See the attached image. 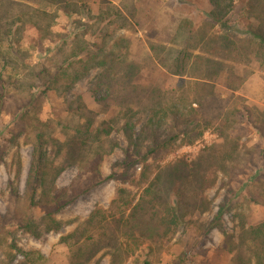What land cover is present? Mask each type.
Instances as JSON below:
<instances>
[{
    "label": "trees",
    "instance_id": "trees-1",
    "mask_svg": "<svg viewBox=\"0 0 264 264\" xmlns=\"http://www.w3.org/2000/svg\"><path fill=\"white\" fill-rule=\"evenodd\" d=\"M206 1L207 25L182 24L163 38L158 34L135 56L126 32L137 29L139 0H0V118H8L4 127L0 121V165L9 151L14 166L0 214V264H11L17 253L22 264H44L40 251L19 248L16 237L43 239L58 231L64 209L109 180L140 189L137 199L119 187L107 208L96 206L77 219L59 243L67 249L64 264H101L105 258L107 264H124L134 254L131 245L140 247L143 239L148 248L159 245L191 209L208 210L202 194L216 184L217 173L225 178V198L207 228L232 211L241 236L230 239L231 263L264 264V221L248 219L251 205H264V107L237 94L243 72L220 62L233 61L234 44L245 42L256 61L245 63L264 66V0H243L245 24L232 14L241 0ZM59 16L68 27L57 32ZM27 28L35 38L23 48ZM92 72L98 111L81 95H68ZM142 73L150 79L139 78ZM51 96L60 99L61 112L43 119ZM208 129L220 143L194 159L160 164ZM115 130L123 133L126 147L122 160L103 176L104 158L119 147ZM21 146L31 152L20 192ZM70 167L75 176L57 186Z\"/></svg>",
    "mask_w": 264,
    "mask_h": 264
},
{
    "label": "rangeland",
    "instance_id": "rangeland-1",
    "mask_svg": "<svg viewBox=\"0 0 264 264\" xmlns=\"http://www.w3.org/2000/svg\"><path fill=\"white\" fill-rule=\"evenodd\" d=\"M96 1V0H90ZM114 4H118L120 0H109ZM136 4V20H138L137 29L135 32H126L132 38L133 54L139 52L141 46H146L145 43L155 42V39L161 34L174 32L173 30L179 25L185 27L191 26L193 29L203 25L205 22L206 12L208 9L206 0H139ZM93 13L96 5H91ZM243 0L237 2L233 17L239 19V22L245 24L243 14ZM75 17V16H74ZM68 23L63 16H59L54 29L57 32L67 29ZM159 34V35H158ZM25 39L22 42V47H29L34 42V32L27 28L25 32ZM155 35V37H154ZM158 37V38H159ZM140 39V42H137ZM145 42V43H144ZM251 47L245 42H236L232 52L229 56L233 57L231 60H223L220 62H232L236 66V73L239 75L243 72V79L237 94L247 97L252 103L260 105L264 100V66L261 68H252L245 62H256L252 59ZM245 53H248L246 55ZM36 54L33 60H36ZM131 59V58H130ZM129 59V60H130ZM264 62V61H263ZM94 74L90 73L88 77L78 82L75 88L68 94L69 96L81 95L88 105L94 111H98L100 106L97 105L95 93H93ZM142 80L148 81L146 73L140 75ZM153 79L156 75L152 76ZM102 91V92H101ZM98 91V96L104 94L101 89ZM61 112L60 99H55L53 96L49 98L47 103L42 108L40 116L44 118L53 117ZM106 118L105 115L100 114L99 119ZM8 120L6 116L0 118L1 127H4ZM115 137L119 141V147L116 148L112 154L104 158L101 165V172L103 176H108L114 169V164L123 158V150L126 147V141L121 131H114ZM6 136H9L7 134ZM254 139V138H253ZM255 140V139H254ZM254 140L248 142L250 144ZM221 142L212 129L204 132L202 138L190 146H183L176 149L173 153L164 157L160 164L172 163L177 159L185 158L188 160L194 159L206 147ZM7 147L9 144L5 143ZM11 151V149H10ZM31 148L29 146H21L19 155L21 160V171L18 180V190L21 192L24 187L25 178L29 166ZM10 152H7L5 163L0 165V214H4L6 210L4 192L7 189L9 180L14 178V166L11 164ZM139 167H136L138 172ZM76 174V168L70 167L63 171L56 180L59 187L67 186ZM216 184L205 190L202 194V199L208 203V210L202 212L190 210L189 213L182 220L174 234L165 236L159 245L151 244L148 248L147 239H143L140 247L131 245L134 254L129 257L124 264H141L148 261L149 264H232L231 254L228 251L229 244L237 239L240 240L241 232L237 226V221L233 217L232 211L226 210L222 213L220 225L207 228V224L217 214L219 205L224 201L225 189L222 187V182L225 180L222 174L217 173ZM240 179V178H239ZM238 184H233V189L237 188ZM119 187L128 188L135 198L140 193V189L133 186L109 180L100 184L87 195L81 196L73 204L69 205L58 216L63 222L61 228L56 232H50L45 238L33 239L31 237L17 236V244L23 250L35 249L40 251L45 259L44 264H64L67 262V249L64 245L59 243L60 236L70 232L75 227L77 219H85L89 213L96 207L107 208L110 201L115 197L116 190ZM237 192V189L236 191ZM156 193V192H155ZM158 193H156L157 195ZM239 201L242 197H238ZM135 199V200H136ZM134 200V201H135ZM204 200V199H203ZM174 200H170V204ZM157 208V205L154 206ZM204 206H201L203 209ZM248 219L251 224H257L264 221V205H251L248 211ZM248 225H245L247 227ZM156 229L148 232L155 231ZM229 237V238H228ZM232 241H231V240ZM128 242V241H125ZM237 245V244H236ZM23 256L20 253L16 254L15 260L11 264H22ZM101 264H107V258L103 259Z\"/></svg>",
    "mask_w": 264,
    "mask_h": 264
},
{
    "label": "crops",
    "instance_id": "crops-1",
    "mask_svg": "<svg viewBox=\"0 0 264 264\" xmlns=\"http://www.w3.org/2000/svg\"><path fill=\"white\" fill-rule=\"evenodd\" d=\"M243 97H245V96H243ZM245 98L248 100L249 103L254 104V103H252L251 100H249L247 97H245ZM254 105L259 106V107L262 108V107H264V100H263V102H262L260 105H258V104H254Z\"/></svg>",
    "mask_w": 264,
    "mask_h": 264
}]
</instances>
